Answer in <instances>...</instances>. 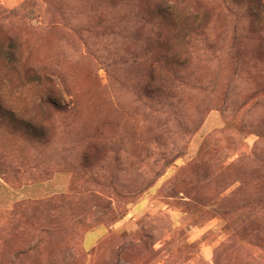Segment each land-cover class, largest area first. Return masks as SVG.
Listing matches in <instances>:
<instances>
[{"label":"rangeland","instance_id":"obj_1","mask_svg":"<svg viewBox=\"0 0 264 264\" xmlns=\"http://www.w3.org/2000/svg\"><path fill=\"white\" fill-rule=\"evenodd\" d=\"M262 6L0 0V264H264Z\"/></svg>","mask_w":264,"mask_h":264},{"label":"trees","instance_id":"obj_2","mask_svg":"<svg viewBox=\"0 0 264 264\" xmlns=\"http://www.w3.org/2000/svg\"><path fill=\"white\" fill-rule=\"evenodd\" d=\"M259 1H260V0H259ZM262 9L264 10V6H262ZM169 13H170V15H174V14H173V11H172V13H171V12H169ZM197 17H198V16H194V15H192L191 17L187 18L188 21H191V24L188 25L189 28H196V27H197V28H200V27H201L200 24L198 25ZM203 33L205 34V32H203ZM25 127H26V129H28V130H30V131L35 130V128H32V127L29 126V125H26Z\"/></svg>","mask_w":264,"mask_h":264}]
</instances>
